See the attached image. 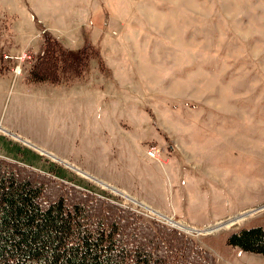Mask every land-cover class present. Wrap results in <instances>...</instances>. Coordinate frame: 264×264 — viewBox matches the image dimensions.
<instances>
[{
    "label": "rangeland",
    "instance_id": "obj_1",
    "mask_svg": "<svg viewBox=\"0 0 264 264\" xmlns=\"http://www.w3.org/2000/svg\"><path fill=\"white\" fill-rule=\"evenodd\" d=\"M46 36L81 76L28 77ZM0 45V156L31 149L216 264H264L227 242L264 227V0H0Z\"/></svg>",
    "mask_w": 264,
    "mask_h": 264
},
{
    "label": "trees",
    "instance_id": "obj_2",
    "mask_svg": "<svg viewBox=\"0 0 264 264\" xmlns=\"http://www.w3.org/2000/svg\"><path fill=\"white\" fill-rule=\"evenodd\" d=\"M11 61L0 45V63ZM84 67L83 51L75 57L46 36L28 77L59 82ZM8 150L17 160L0 157V264H216L177 229L145 221L53 162L37 168L42 157L31 149ZM227 242L264 255V227L232 232Z\"/></svg>",
    "mask_w": 264,
    "mask_h": 264
},
{
    "label": "crops",
    "instance_id": "obj_3",
    "mask_svg": "<svg viewBox=\"0 0 264 264\" xmlns=\"http://www.w3.org/2000/svg\"><path fill=\"white\" fill-rule=\"evenodd\" d=\"M7 63L6 62H1L0 63V78L3 79L4 77L12 76V73L9 70V67L7 68ZM13 68V67H12ZM6 139L4 137L0 136V144L2 145V142H4ZM3 146V145H2ZM0 157H6V156H0Z\"/></svg>",
    "mask_w": 264,
    "mask_h": 264
},
{
    "label": "built area",
    "instance_id": "obj_4",
    "mask_svg": "<svg viewBox=\"0 0 264 264\" xmlns=\"http://www.w3.org/2000/svg\"><path fill=\"white\" fill-rule=\"evenodd\" d=\"M26 56V55H25ZM5 59H8V58H11V57H8V56H4ZM23 58V57H22ZM12 71L15 73V72H19V67L18 66H14L12 68ZM158 153H159V150L158 149H153L152 151H150V153H148L151 157L153 158H158Z\"/></svg>",
    "mask_w": 264,
    "mask_h": 264
},
{
    "label": "water",
    "instance_id": "obj_5",
    "mask_svg": "<svg viewBox=\"0 0 264 264\" xmlns=\"http://www.w3.org/2000/svg\"><path fill=\"white\" fill-rule=\"evenodd\" d=\"M40 150V152H42V153H45V154H48L46 151H44V150H41V149H39ZM49 155V154H48ZM53 156V155H52ZM54 157V156H53ZM55 159H57V160H60V159H58V158H56V157H54ZM68 165V164H67ZM69 166V165H68ZM219 227V226H218ZM218 227H215V228H213V229H216V228H218ZM208 231H211V230H208Z\"/></svg>",
    "mask_w": 264,
    "mask_h": 264
},
{
    "label": "bare ground",
    "instance_id": "obj_6",
    "mask_svg": "<svg viewBox=\"0 0 264 264\" xmlns=\"http://www.w3.org/2000/svg\"><path fill=\"white\" fill-rule=\"evenodd\" d=\"M171 220V219H170ZM237 220V218L230 220L228 223L231 224L233 221ZM196 229V228H193Z\"/></svg>",
    "mask_w": 264,
    "mask_h": 264
}]
</instances>
